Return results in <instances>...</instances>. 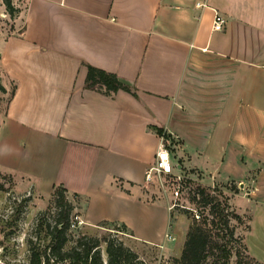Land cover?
Segmentation results:
<instances>
[{
    "label": "crops",
    "instance_id": "crops-1",
    "mask_svg": "<svg viewBox=\"0 0 264 264\" xmlns=\"http://www.w3.org/2000/svg\"><path fill=\"white\" fill-rule=\"evenodd\" d=\"M20 13L0 35L13 85L0 172L44 198L63 186L83 224L154 242L137 232L169 214L145 180L164 135L174 174L220 186L264 264V0H24ZM89 66L130 91L85 89Z\"/></svg>",
    "mask_w": 264,
    "mask_h": 264
},
{
    "label": "trees",
    "instance_id": "trees-1",
    "mask_svg": "<svg viewBox=\"0 0 264 264\" xmlns=\"http://www.w3.org/2000/svg\"><path fill=\"white\" fill-rule=\"evenodd\" d=\"M0 2L8 15L15 14L16 9L12 0H0ZM87 70L85 89L94 90L106 96L119 90L130 91L129 87L113 74L90 66ZM0 90H3L1 84ZM157 134L162 135L161 131H157ZM187 182L191 183L190 180ZM194 193L199 196L197 202L208 208L211 219L208 223L206 216L199 213L202 219L191 221L180 256L175 261L177 264H203L216 247L222 255L218 256L213 264H217L219 258L224 259L221 264H229L232 247L227 248V245L234 240L235 232V227L230 225V219L239 221L241 217L233 209H229L228 196L218 189L196 184ZM50 198V204L36 214L31 232L25 239L28 252L27 264H146L134 250L111 233H105L101 237L76 234L73 230V226L76 225L75 206L63 186L53 187ZM22 205L15 206L12 211L13 218L5 221L7 227L12 226L19 219ZM216 238H220L222 242L217 243ZM1 244L3 241H0ZM3 249L5 250L6 247ZM243 249L245 255L238 251L234 252L235 264H251V262L259 264L247 254L244 244ZM6 264L16 263L6 262Z\"/></svg>",
    "mask_w": 264,
    "mask_h": 264
},
{
    "label": "rangeland",
    "instance_id": "rangeland-1",
    "mask_svg": "<svg viewBox=\"0 0 264 264\" xmlns=\"http://www.w3.org/2000/svg\"><path fill=\"white\" fill-rule=\"evenodd\" d=\"M12 2L16 9L13 16L7 14L4 6L0 2V35L6 36L10 32L12 33L15 30V26L18 27L21 22L22 13L20 12L24 9V0H12ZM1 80L2 78H0V84L3 87ZM12 91L13 85H8L7 90L4 87L3 90H0V115L5 111ZM181 175H183V178L180 182H177L175 177L168 176L153 185L156 195L160 200H167L169 205L173 203L178 204L169 210V214L167 213L166 217H163L160 211H153L152 216L149 215L147 219L150 224L149 228H144L142 232H137V234L140 233V236H142V240L154 242L136 240L129 235L125 228L123 229L122 225L116 223L103 222L96 226H87L78 217L79 211L77 208L74 209V220L76 221V225L73 226L74 232L76 234L83 233L98 237H101L105 233H111L134 250L146 264H177L175 259L180 256L188 226L192 220H196L194 213H202L201 215L206 216L208 219V223L211 219V216L208 214V208L197 202L199 196L194 193V186L196 184L202 185L200 181L192 180L186 174ZM15 180L12 174L0 172V241H3V244L0 245V263L3 264H6V262L16 264L28 263L25 239L31 232V226L38 211L45 209L51 202L50 197L44 198L37 196L32 190L26 191L20 189ZM187 180H190L191 183L187 182ZM176 186H178L179 190L177 196L173 193ZM211 188H216L227 196L220 186L215 185L213 187L211 186ZM68 197L72 201L76 200L74 196L68 195ZM194 197L195 199H193ZM19 204H23L19 219L15 224L7 227L5 221L13 218L12 211ZM161 205L166 208L163 203ZM169 205H167V208ZM130 209L131 207L128 208V210ZM229 209H232L231 206H229ZM201 215L199 220L202 219ZM243 222H245L244 219H240L239 221L233 218L230 219V225L235 227V232L234 240L227 245V248L232 247L230 249L232 255L228 260L229 264H235V251H238L242 255L246 254L243 249V243L241 242V230L244 228ZM164 233L170 236L166 237L164 242H157L161 241ZM4 236H6V239H4ZM215 241L217 243L222 242L220 238H216ZM3 247H6V249L4 250ZM212 253L203 264H213L216 261L215 259L222 255V252L216 247L213 248ZM223 260L219 258L217 264L223 263Z\"/></svg>",
    "mask_w": 264,
    "mask_h": 264
},
{
    "label": "built area",
    "instance_id": "built-area-1",
    "mask_svg": "<svg viewBox=\"0 0 264 264\" xmlns=\"http://www.w3.org/2000/svg\"><path fill=\"white\" fill-rule=\"evenodd\" d=\"M226 20L223 16L219 14H215L213 21V30L214 31H222L223 26ZM166 136L162 135L160 138V143L157 151L155 152L154 163L153 166L146 170L145 172V180L147 183H151L152 178L154 177L156 182L162 181V178H166L168 176H172L176 178L177 182H180L183 178L181 174H174V170L176 166L172 164L170 158L169 146L170 142ZM213 187V186H212ZM178 186L173 190L175 196L178 195ZM176 203H173L168 206L169 210L173 209ZM200 214L194 213V217L199 219ZM169 234H165V237H169ZM169 239V238H168Z\"/></svg>",
    "mask_w": 264,
    "mask_h": 264
}]
</instances>
